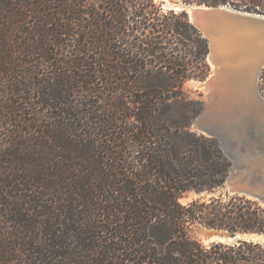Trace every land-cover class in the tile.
<instances>
[{
  "label": "trees",
  "instance_id": "obj_1",
  "mask_svg": "<svg viewBox=\"0 0 264 264\" xmlns=\"http://www.w3.org/2000/svg\"><path fill=\"white\" fill-rule=\"evenodd\" d=\"M179 1L264 14V0ZM71 38L76 45L67 42ZM71 45H78L79 53L55 67L54 56ZM116 46L117 55L110 52ZM208 52L209 41L188 12L165 9L156 0H0V86L9 89L15 107L24 100L29 107L52 110L43 139L24 149L37 157H15L18 162L0 172V204L17 214L14 223L21 230L15 246L26 255L25 263L31 255L40 264H264L262 238L213 241L207 248L188 231L200 223L230 234L264 235V204L257 198L235 193L182 201L191 191L222 186L232 165L216 139L170 135L160 116L163 96L172 88L190 77L207 78ZM106 55L117 65L105 63ZM142 55L162 61L147 68ZM113 70L123 74L113 97L119 98V89L136 94L128 112L138 124L114 101L97 108V117L88 112L94 120L82 128L74 112L82 102L71 100V91L95 86L92 72L107 74L111 85ZM134 77H143L145 85L131 83ZM101 128L111 131L106 135L114 136L113 144L94 142ZM16 136L9 144H24ZM134 147L137 168L130 154ZM54 257L59 263L47 261Z\"/></svg>",
  "mask_w": 264,
  "mask_h": 264
},
{
  "label": "rangeland",
  "instance_id": "obj_2",
  "mask_svg": "<svg viewBox=\"0 0 264 264\" xmlns=\"http://www.w3.org/2000/svg\"><path fill=\"white\" fill-rule=\"evenodd\" d=\"M156 1L163 2V7L165 9L172 7V4L169 2V0H156ZM172 1L182 3L179 0H172ZM27 8L31 10L32 5L31 4H29V6L27 5ZM35 18L36 16H33L29 19L30 21H32V20H35ZM31 25H24V27L26 26L27 28H30L27 31H33V28ZM29 37L34 38L35 36L34 34H31ZM76 37L79 40L78 34ZM75 40H76L75 38L74 39L71 38L70 40H67V42L69 44L76 45L78 41H75ZM83 41H84L83 39L80 40V45H82L81 43H83ZM117 46L111 49L110 52H112V54L117 55V53L121 51L120 48ZM49 47L52 50L53 48L56 49V46L53 44L49 45ZM79 48L80 47H78L77 45L76 47L72 46L70 49L68 47L64 51L60 49L59 50L60 55L54 56L55 57L54 58L55 67H58V66L63 67L62 65H64L65 60H70L73 57L75 58L76 53H79L78 52ZM55 49L53 51H55ZM209 49H210V44H209ZM96 51H99L98 52L99 55H103L104 53L103 46H100L98 44ZM105 57H106L105 63L117 65L118 62L116 60L110 59L107 55ZM34 58L37 60V62H39L38 61L40 60L39 55H35L33 59ZM141 59L148 63L147 68H151L155 66L154 63L160 64L162 61V60L157 61L158 58L151 56V55L147 57L142 55ZM207 60H208V56H207ZM151 63H153L152 66H150ZM210 65H211V72L209 73V75L213 73V70H214V66L211 63ZM45 70H43V75H44L43 77L47 79L49 76V71H48L49 69L46 68ZM75 71H78V69H75ZM113 71H114L115 78L111 80L115 82H113L111 85L110 84H108V86L106 85L107 84L106 81L108 80L107 74H105L104 72L103 74L102 72L101 74L92 72L90 74L89 79L96 82L95 86L91 85L92 88L87 91H85V88L77 86L74 88V91L73 90L71 91L70 99L72 98L73 101H75V99L79 98V100H81L82 102L79 108L76 111H74L79 114L77 116L78 118L76 121H78V123L80 122V124L82 125V128L88 127L85 124V122L92 123V121L94 120V119L92 120L88 119L86 117L88 115V112L89 114L91 113L92 117L93 115L97 117L98 116L97 111H96L97 108L100 109V111L104 110L105 106H108L111 102H114V101L119 102L124 109L127 107V111L125 110V112L129 113L128 119L130 120V123L138 124V120L135 118V116H133L132 113L128 112L130 109H133L135 106L133 99L136 98V94H133V93L131 94L129 92H126L123 89H122L123 91L119 89L118 90L119 98L115 100V97H113V94L115 93L114 91H116V88H118V86L121 85L120 78L123 75L122 73H118V71L116 70H113ZM125 75L128 76L127 73ZM135 77L131 80V83H134V85L141 86V87L145 85V82H144L145 79H143V77H140V78H135ZM97 81L99 82L97 83ZM203 81H205V79L200 80L195 77H190L186 79L185 82L181 86L172 88L167 94L163 96L164 100H162L161 101L162 103L160 104V110H161L160 116L163 120L166 121L163 123L164 129H165L164 131L167 133V131L169 130L168 133L170 135H177V133L185 134L189 132L191 134L204 135V136L216 139L219 142L221 150L232 161V165L235 164L237 168L233 169L234 170L233 172L230 171L229 169V173L226 178V181L224 182L222 186L217 187L213 191H202L200 193L191 191L187 196L182 198V201L184 203H187L191 201L192 199H196L200 197L209 199L212 196L222 195L226 197L228 194L237 193V192L232 193L230 191L228 182L229 181H233L234 183L239 182V180L245 174H247L248 172L257 170L258 166L256 165V162L262 157V154L256 153L255 151H249V150L239 157L234 156L233 151L236 148L235 140L238 139V137L232 136V134L237 133V131L232 129L231 127L233 121L230 120L228 122L227 121L228 118L226 119V118L221 117L220 122L226 123L228 125L226 128H224L223 125H220V124L218 125L217 123L218 121L217 122L215 121L216 123H213V124L208 121H205L206 115L212 114L211 111L213 110L214 104H216V101H214V97L210 95V92H208L207 89H205V87L201 85ZM116 82H118L119 84H116ZM94 87L96 88L97 92L91 91L94 89ZM256 88H257L256 89L257 96L261 98L262 102L264 103V67L261 69V71L258 74ZM130 89L134 91L133 88H130ZM8 92H9L8 88H3L2 86H0V172L4 171L5 168L11 166L10 162L16 161L15 157H22V158L27 157L30 159L31 157L32 159L37 157L35 153H32L31 151L27 152L24 149L25 147L30 149V147H28L29 145H31V148H32L35 145L33 144V142L35 143V141H38V140L41 141L43 139L42 138L43 131H45L46 126L50 123L51 121L50 115H52L51 109H47V108L43 109L38 104H35L36 102L33 103L36 105V107H32V106L29 107L25 103L24 100H19L18 103L15 104L16 105L15 107L14 104H12L11 99L8 98L10 95L8 94ZM36 101L38 100L36 99ZM257 102L258 104H262L261 102L259 103L258 99H257ZM256 105L252 104L251 106L254 107ZM260 106L261 105H259V107ZM261 108L264 109V106H261ZM27 110H30L31 113H24V111H27ZM21 115H22V119L20 120ZM39 117L40 119H38ZM224 120H226L227 122H225ZM175 125H180L181 127L175 126ZM250 128L252 127H249V129ZM203 129L207 130V132L203 131ZM250 130H249V133L253 135L252 130L251 131ZM256 130H260V129L257 128ZM256 130L255 132H257ZM84 131L85 130L80 129L79 133H83ZM100 131H102L103 133L99 134L98 136H92V138L95 140L94 142H96V144H107V145L113 144L112 139L114 136H111L110 134L106 135L107 133H111V131H107L103 128H101ZM240 131L242 130L240 129ZM211 132H212V135L209 134ZM14 135H17L16 137H19L20 141L22 139L24 144H14V145L9 144V142H12V138L14 137ZM257 136L258 135H255L254 137L258 138ZM177 146L179 150L185 151V146L183 143H179ZM34 151H37V150H34ZM138 152L139 150L136 147H134L132 148V151L130 153L131 158H132V164L135 166V168L139 166V160L136 157L138 155ZM57 153L59 154L60 151L57 150ZM17 162L18 161H16V163ZM120 163H122V161ZM21 175H25V172L21 173ZM6 176H9V175H6ZM3 177L5 178V176ZM12 177L11 178L9 177L8 180H12ZM79 181H82V180L77 178L76 183H78ZM3 197H6V196H3ZM50 198L51 196H46V199H48V201ZM261 203L264 204V202L262 201ZM23 213H26V212L23 210ZM15 215H17L16 212L9 210V208H7L5 204H0V264H28V263L40 264L41 259L35 258L31 255L27 257L29 258L28 260L29 262L25 263L23 259L26 255L21 254L20 252L17 251V248L15 246V241H17L18 237H15V235L21 229L15 227V223H14ZM34 218L38 219V217L36 216ZM37 231L38 230L36 228L35 232ZM188 231L192 237L199 239L203 243V245L207 248L210 247V244L213 241H219L218 240L219 238H217L218 234H228L229 233L227 231L210 229L200 223H194V224L189 225ZM99 241H102V239L99 238ZM226 243H237V242H226ZM52 260L55 263H59V259H56L55 257L54 259L51 258L50 260L48 259L47 261L50 262ZM240 264H251V263L242 262Z\"/></svg>",
  "mask_w": 264,
  "mask_h": 264
},
{
  "label": "water",
  "instance_id": "obj_3",
  "mask_svg": "<svg viewBox=\"0 0 264 264\" xmlns=\"http://www.w3.org/2000/svg\"><path fill=\"white\" fill-rule=\"evenodd\" d=\"M169 2L172 4V9L186 10L190 20L209 41L208 61L214 66V70L205 80L211 85L250 86L256 98L254 105L258 104V99L264 106L256 91L258 74L264 67V14L226 5H187L172 0ZM231 127L237 131L232 136L238 137L233 151L235 157L241 156L248 150L260 153L262 157L256 162L258 169L245 174L239 180V184L228 182L230 191L255 197L264 202V125L253 110L251 114H244L236 125L232 123ZM249 127H252L250 129L253 135L249 133ZM257 128L260 130H256ZM209 134L212 135V132ZM255 135H258V138H255ZM235 168L237 167L233 164L230 171L233 172ZM217 238L223 242H238L246 238L264 240V235L228 233L218 234Z\"/></svg>",
  "mask_w": 264,
  "mask_h": 264
},
{
  "label": "bare ground",
  "instance_id": "obj_4",
  "mask_svg": "<svg viewBox=\"0 0 264 264\" xmlns=\"http://www.w3.org/2000/svg\"><path fill=\"white\" fill-rule=\"evenodd\" d=\"M201 85L204 86L208 92H210V95L213 96L214 101H216V104H214V108L211 111L212 114L206 115L205 121H208L212 124L218 121V125H223L224 128H226L228 125L226 123L220 122L221 117L226 119L228 118V122L231 120L233 121V124L236 125V122H238L241 117L243 118L244 114H251L254 110L258 115L261 123L262 121L264 123V109L261 108L262 104L260 107L259 105H256L254 107L251 106L256 102V98L254 97L253 91H251L250 86H235L231 84L211 85L206 80L203 81ZM224 121L227 122L226 120ZM203 131L207 132V130L205 129H203ZM235 184H239V182H235Z\"/></svg>",
  "mask_w": 264,
  "mask_h": 264
}]
</instances>
